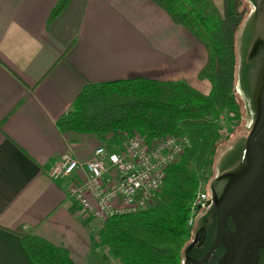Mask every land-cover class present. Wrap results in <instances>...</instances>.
Returning a JSON list of instances; mask_svg holds the SVG:
<instances>
[{"label": "crops", "instance_id": "obj_1", "mask_svg": "<svg viewBox=\"0 0 264 264\" xmlns=\"http://www.w3.org/2000/svg\"><path fill=\"white\" fill-rule=\"evenodd\" d=\"M0 0V264H34L20 234L65 249L74 264H120L102 224L68 197L77 179L49 176L61 156L81 163L117 136L64 134L57 121L87 85L146 79L187 84L199 76L204 46L152 0Z\"/></svg>", "mask_w": 264, "mask_h": 264}, {"label": "trees", "instance_id": "obj_2", "mask_svg": "<svg viewBox=\"0 0 264 264\" xmlns=\"http://www.w3.org/2000/svg\"><path fill=\"white\" fill-rule=\"evenodd\" d=\"M152 1L206 49L207 63L199 76L210 83L208 95L184 83L146 79L87 85L71 111L57 121L64 134H94L106 141L110 135L133 132L141 133L147 142L166 136L185 137L188 141L181 159L166 170L164 184L147 210L115 216L102 224L103 243L120 264H183L194 236L188 225L191 204L200 184L208 180L206 173L213 169L223 139L220 117L240 116L235 93L234 31L249 3L223 0V15L219 16L212 11L210 0ZM69 2L58 0L48 22L59 16ZM261 10L258 5L256 11L260 14ZM251 127L252 122L246 136ZM216 233L214 215L201 256L212 246ZM20 237L34 264H74L65 249L30 234L22 233Z\"/></svg>", "mask_w": 264, "mask_h": 264}, {"label": "built area", "instance_id": "obj_3", "mask_svg": "<svg viewBox=\"0 0 264 264\" xmlns=\"http://www.w3.org/2000/svg\"><path fill=\"white\" fill-rule=\"evenodd\" d=\"M116 135L109 144L97 147L87 163L65 154L49 171L50 178L58 181L78 173L68 197L101 224L115 216L147 210L164 184L166 170L181 159L188 144L185 137L166 136L147 142L138 132ZM205 200L198 188L191 204L190 227L195 210L203 207Z\"/></svg>", "mask_w": 264, "mask_h": 264}, {"label": "flooded vegetation", "instance_id": "obj_4", "mask_svg": "<svg viewBox=\"0 0 264 264\" xmlns=\"http://www.w3.org/2000/svg\"><path fill=\"white\" fill-rule=\"evenodd\" d=\"M260 13L262 14V10ZM261 23L262 30L257 39L260 47L256 55L251 57L255 72L251 97L252 125L256 116V98L258 109L263 118V126L254 138V142L256 143L254 150H256L258 156L255 153H247L245 147L242 159L234 167L221 171L208 181L206 192L209 195L205 193L206 200L204 206L198 207L193 214L194 221L191 228L194 231V236L187 246L184 261L188 259L197 263L206 255L201 256V250L208 239V226H210L214 214L217 215L213 204V198H216L218 203L223 204L224 211L228 210L233 214L226 222V241L220 242L218 248L204 264H264V214L258 210H243L249 206H264V186L252 187V178H246L242 174L231 182L227 179H219L222 175L237 172L248 164L251 167L253 163L257 166L254 168L255 171L253 173L264 174V22L261 21ZM258 190H261V195L257 194ZM211 207L212 209L214 208L215 213L213 214L211 210L200 222L198 228L195 229V213Z\"/></svg>", "mask_w": 264, "mask_h": 264}, {"label": "rangeland", "instance_id": "obj_5", "mask_svg": "<svg viewBox=\"0 0 264 264\" xmlns=\"http://www.w3.org/2000/svg\"><path fill=\"white\" fill-rule=\"evenodd\" d=\"M212 11L217 15H223V0H210ZM247 12L243 21L235 28V49H236V74H235V93L238 97L240 105V116L234 119L232 114L226 115L221 122V131L224 133L223 139L219 143L218 149L214 157V167L210 172L206 173L208 180L202 182L199 186L201 192L209 195L207 191L208 181L213 179L216 174L221 171L234 167L244 154L247 142V132L252 122V86L254 80V66L251 62L252 49L257 43V39L262 30V22H264V2L263 0H245ZM258 5L262 9V14L256 9ZM261 16V17H260ZM154 203V202H153ZM152 203V204H153ZM215 213L214 208L197 211L194 215L195 225L197 229L200 222L209 214L210 211ZM215 215V214H214ZM264 263V259H263Z\"/></svg>", "mask_w": 264, "mask_h": 264}, {"label": "water", "instance_id": "obj_6", "mask_svg": "<svg viewBox=\"0 0 264 264\" xmlns=\"http://www.w3.org/2000/svg\"><path fill=\"white\" fill-rule=\"evenodd\" d=\"M259 47L260 46L258 45V43H256L252 49L251 57L256 55L257 51L259 50ZM255 109H256V116H255L254 123H253V125L250 129V132L248 134V137H247L246 152L249 154L255 153V155H257L256 150H254L255 146H256V143L254 142V138L257 136V134L260 132V130L263 126L262 125L263 124V118H262V114L260 113V111L258 109L257 98L255 99ZM248 167H249V164L247 166H244L242 169L240 168L237 172L226 173V174L222 175L219 179H227L231 182L232 180L237 179L242 174V175H245L246 178H248V177L252 178V181H251L252 187L253 186L257 187L259 185H260V187L264 186V174H258L255 172L253 173V171H255L254 168L257 167L256 165H254V163L251 165V167H249V168ZM257 194L261 195V190H258ZM213 204H214V206L216 208V212H217V233H216V238L214 240V243L200 262L196 263L194 261H189L188 259H185L184 264H190V263H192V264H204L212 256V254L215 252V250L218 248L220 242L226 241V238H225L226 237L225 236L226 222H227V219L233 213H231L228 210L224 211L223 210V204L218 203L216 198H213ZM248 209L254 210V211L258 210L262 214H264V206H262V207L261 206H257V207L256 206H249L243 210H248ZM224 264H226V263H224Z\"/></svg>", "mask_w": 264, "mask_h": 264}, {"label": "bare ground", "instance_id": "obj_7", "mask_svg": "<svg viewBox=\"0 0 264 264\" xmlns=\"http://www.w3.org/2000/svg\"><path fill=\"white\" fill-rule=\"evenodd\" d=\"M254 114V113H253Z\"/></svg>", "mask_w": 264, "mask_h": 264}]
</instances>
